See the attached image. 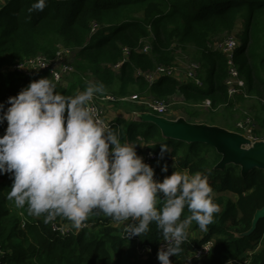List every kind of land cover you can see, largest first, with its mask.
Instances as JSON below:
<instances>
[{
    "label": "trees",
    "instance_id": "obj_1",
    "mask_svg": "<svg viewBox=\"0 0 264 264\" xmlns=\"http://www.w3.org/2000/svg\"><path fill=\"white\" fill-rule=\"evenodd\" d=\"M35 2L0 0V102L17 95L31 81L50 77L45 72L24 76L12 71V65L38 53L53 57L60 47H67L75 53L72 62L76 72L56 83V91L61 94L84 91L89 83L87 75H92L96 82L104 84L105 92L117 97L149 91L157 98L168 99L181 93L190 105L210 98L214 108L225 104L236 109L237 98L242 96L228 98L224 83L226 57L213 50L211 44L214 38L231 33L239 22L244 29L236 52L241 57V73L250 93L264 94V0H46L43 11L30 12ZM94 21L103 26L91 34ZM142 40H150L149 53L141 51ZM187 45H195L202 53L204 87L181 82L173 76H162L149 85L135 74L137 69L153 70L157 64L173 66L176 49ZM123 46L137 50L115 71L112 67L122 59ZM137 111L151 112L144 108ZM187 111L194 119L202 114L196 108ZM258 119L260 127L255 128V134L261 139L264 138V104ZM6 127L5 121L0 125V135ZM110 127L122 142L138 144L136 150L140 156L144 155L143 150H154L159 155L160 144L167 145L169 152L154 166L161 182L175 170L189 169L190 173L200 171L209 176L214 202L220 211L214 213L203 237L192 238L188 234L182 251L170 257L172 264L191 261L225 264L229 260L232 264H242L245 260L264 264V217L259 219L255 230L246 234L253 227L256 212L264 207L263 169L253 168L243 175L242 167L237 164L218 168L222 155L215 147L166 138L155 124L137 117L111 119ZM165 162L166 173L161 171ZM12 183L10 174H0V264H161L155 249L163 237L155 222L150 224L148 232L128 238L118 224L131 221L117 222L101 210L93 209L84 221L87 226L77 234L63 236L53 232L50 226L55 219L73 225L63 216L45 223L47 213L30 215L26 204L20 209L23 215L19 218L11 203L14 200L7 199ZM162 203L160 200L157 207ZM188 214L185 208L181 219ZM192 223L195 229H200L195 221ZM211 237L216 241L211 254L196 259V249ZM149 245L153 251L141 256L140 251Z\"/></svg>",
    "mask_w": 264,
    "mask_h": 264
},
{
    "label": "clouds",
    "instance_id": "obj_2",
    "mask_svg": "<svg viewBox=\"0 0 264 264\" xmlns=\"http://www.w3.org/2000/svg\"><path fill=\"white\" fill-rule=\"evenodd\" d=\"M45 7L46 0H37L29 11ZM60 78L53 69L50 77L33 80L0 102V125L7 122L0 135V174L13 180L7 199L19 208L27 204L30 215L47 213L45 223L63 216L76 229L99 209L117 222L131 221L124 227L128 238L148 232L155 222L165 242L157 259L172 264L192 222L207 231L220 211L209 176L184 169L162 182L155 179V169L137 154L138 144L122 142L90 104L105 92L104 84L89 82L84 91L64 95L56 91ZM167 152L160 144L158 164ZM161 171H168L166 162ZM185 208L190 214L181 219Z\"/></svg>",
    "mask_w": 264,
    "mask_h": 264
},
{
    "label": "built area",
    "instance_id": "obj_3",
    "mask_svg": "<svg viewBox=\"0 0 264 264\" xmlns=\"http://www.w3.org/2000/svg\"><path fill=\"white\" fill-rule=\"evenodd\" d=\"M56 1H62V0H56ZM103 24L98 21H94L92 23V29L91 34L96 33V31L101 28ZM142 48L141 51L144 53H149L152 46L150 40H142ZM239 47L238 44V38L233 33H227L225 36H223L222 39L216 41L214 45L211 47L213 50L222 52L226 57L227 62V77L224 81L227 92H228V98L229 99H236L237 96H242L243 98H251L254 97L248 90V85L246 82V79L241 74L240 67L238 65L237 59H236V52ZM137 49H132L129 46H123L122 47V59L113 65V69L115 71H119L123 64L130 59V55L132 54V51ZM72 50L67 47H60L56 54L53 57H50L44 53H38L37 55L33 57L26 58L24 60L16 62L14 65L10 67L12 71L17 72L18 74L24 75V76H33L38 73H49L51 76V72L53 69L57 73L60 74V81L66 79L67 77L71 76L73 73L76 72V67L73 65V62L70 60V57L72 56ZM67 66V67H66ZM202 66L197 61H192L187 64L185 75H177L175 71L174 64L173 66H167L164 64H157L153 70H141L137 69L135 74L139 77H142L149 85H153L158 79H160L162 76H173L179 81H190L193 82L198 87H204V82L202 78L200 77V70ZM256 98L262 101L264 104V94L259 96L255 95ZM115 101H122V102H138L146 104L147 107L152 112H157L160 114L167 113L170 108L171 104L169 99H163V98H156L153 101H144L141 99L139 94L134 95H125V96H119L117 97L113 93L110 92H104L103 94H96L90 101V104L94 106L97 110V113L100 115L101 118L105 119V121L110 126V121L106 119V116L103 111V106L105 103H111ZM200 105L205 109H219L225 104L218 106L217 108L213 107L212 100L210 98L205 99L202 101ZM238 129L242 134H244L246 137L250 138L252 141L258 140L257 135L255 134V123L253 117L248 113L244 112V117L242 120L238 121ZM144 160L146 163L150 164L154 169L157 161L159 160V155L154 150H147L144 155ZM155 179H157L156 169H155ZM22 219V226L24 227L25 221ZM84 225L87 226L86 222H83ZM51 229L55 233H59L63 236L70 235L72 233L77 234L82 228L76 229L74 225L64 223V221H58V220H52L50 223ZM165 242L162 240L158 246L157 249L159 250L161 246ZM216 241L214 239H208L205 242L201 244L200 247H198L195 251V258L196 259H204L208 257L213 248L215 247ZM206 249H205V248ZM153 251V248L149 245L145 249L140 251L141 256H145L146 254ZM190 264H195L193 261L190 262ZM225 264H228V261L225 262ZM242 264H250L249 260H245Z\"/></svg>",
    "mask_w": 264,
    "mask_h": 264
},
{
    "label": "rangeland",
    "instance_id": "obj_4",
    "mask_svg": "<svg viewBox=\"0 0 264 264\" xmlns=\"http://www.w3.org/2000/svg\"><path fill=\"white\" fill-rule=\"evenodd\" d=\"M1 2L4 3V0H1ZM243 24L241 22H239L237 24V27L231 32L233 33L237 38H238V44L240 45L241 43V39H242V33H243ZM229 34V33H228ZM224 35H221L219 37L214 38L211 47L214 45V43L216 41H218L220 38H222ZM75 54V53H74ZM74 55L72 53V56L70 57V60L72 61ZM202 57V53L201 51L195 46V45H187L185 47H181L179 46L176 49L175 52V61H174V67H175V71L177 73V75H185V70L187 67V64L189 62L192 61H197L201 64L202 68L200 70V77H201V73L204 74L205 70L203 67V61L201 60ZM236 59L238 62V65H240L241 62V57L236 54ZM71 77V76H70ZM87 80L89 82H96L95 77H93L92 75H87ZM203 80V79H202ZM190 82V81H189ZM204 82V81H203ZM193 83V82H191ZM194 84V83H193ZM205 86V83H204ZM202 88V87H200ZM139 94V96L141 97L142 100L144 101H153L154 99H156L157 97L154 96L153 94H151L149 91H146L144 93H138L137 91H134L133 93H130L128 95H134V94ZM255 95V94H252ZM261 96V95H260ZM171 104V108L170 110L165 113V114H160L157 112H153L155 115H159L162 117H166L169 118L171 120H176V119H180L181 117L185 118L187 121L192 122V123H196V124H203V123H207L208 126H219L225 129L231 128L229 130L232 131H236V132H240V130L238 129V121L242 120L244 117V112H248L254 119V123H255V127L259 128V119H258V113L261 111V106H262V101L259 100L258 98H256V96L251 97V98H243V97H238L236 104L237 108L235 109L233 106L232 107H221L218 109H216L217 111L211 110V109H205L202 106L199 107L198 105H195L196 109H198L199 111L202 112L201 116L197 117L196 119L194 118H190V113H188L189 111H187V109L189 110H193V106L188 104L183 95L181 93H178L176 95H173L172 97L168 98ZM138 108H144L148 111H150V109L147 107L146 104L143 103H138V102H122V101H116V102H112V103H105L103 106V111L104 114L106 116L107 119L111 120V119H116V118H123L126 120L129 119H133L135 117H137V113H141L139 111H137ZM203 120V121H202ZM258 137V136H257ZM258 140H264V138H261ZM256 140V141H258ZM251 145L250 144H244L243 148H250ZM147 150H143V153H145ZM161 161H159L160 163ZM158 164V163H157ZM230 194V193H228ZM17 213V215L19 216V218L21 217L22 212H20L21 208L17 207L14 203V201L11 202ZM21 214V215H20ZM126 225V222L123 223H119L118 226L120 228H124ZM188 233L191 235L192 238H201L204 236V231L200 230V229H195L194 228V224L192 223L188 229ZM212 239L215 240V237H211Z\"/></svg>",
    "mask_w": 264,
    "mask_h": 264
},
{
    "label": "water",
    "instance_id": "obj_5",
    "mask_svg": "<svg viewBox=\"0 0 264 264\" xmlns=\"http://www.w3.org/2000/svg\"><path fill=\"white\" fill-rule=\"evenodd\" d=\"M137 118L155 124L166 138H173L186 143H207L222 155L218 168H225L230 163L240 165L242 174H248L253 168L264 170V140L252 141L244 134L208 124H196L185 118L171 120L155 115L152 112L137 113ZM250 144V148H243ZM264 217V207L259 209L253 220V227L246 234L256 229V225Z\"/></svg>",
    "mask_w": 264,
    "mask_h": 264
},
{
    "label": "crops",
    "instance_id": "obj_6",
    "mask_svg": "<svg viewBox=\"0 0 264 264\" xmlns=\"http://www.w3.org/2000/svg\"><path fill=\"white\" fill-rule=\"evenodd\" d=\"M253 96H255V95H253ZM192 106H194V107H196L195 105H192ZM199 107H201L200 105H198ZM219 110V109H218ZM214 111H217V110H214ZM201 116V115H200ZM199 116V117H200ZM203 121V120H202ZM228 129H231V128H228Z\"/></svg>",
    "mask_w": 264,
    "mask_h": 264
}]
</instances>
